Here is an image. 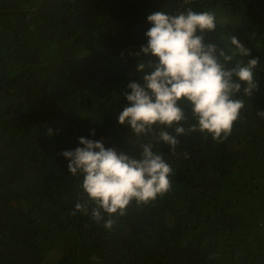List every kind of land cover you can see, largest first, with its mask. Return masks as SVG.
<instances>
[{
	"label": "trees",
	"instance_id": "1",
	"mask_svg": "<svg viewBox=\"0 0 264 264\" xmlns=\"http://www.w3.org/2000/svg\"><path fill=\"white\" fill-rule=\"evenodd\" d=\"M188 9L214 15L205 43L231 49L235 35L259 58V89L238 96L245 108L226 139L194 132L173 152L116 118L128 84L142 80L136 53L147 44V16ZM185 111L187 127L195 121ZM256 112H264V0H0V264H264ZM81 137L135 157L152 143L171 167L170 191L133 201L111 229L107 214L91 217L90 201L87 214L76 211L87 196L62 153L82 147Z\"/></svg>",
	"mask_w": 264,
	"mask_h": 264
},
{
	"label": "clouds",
	"instance_id": "2",
	"mask_svg": "<svg viewBox=\"0 0 264 264\" xmlns=\"http://www.w3.org/2000/svg\"><path fill=\"white\" fill-rule=\"evenodd\" d=\"M147 22L151 25L145 33L147 44L136 53V70L142 80L129 83L124 90L128 105L116 118L119 125L128 127L136 137L151 135L173 152L178 137L194 132L217 141L226 139L245 108L238 96L253 97L258 92L254 70L259 58L252 57L235 35L230 37L231 49L205 43V34L216 30L210 12L157 11L147 16ZM149 55L158 63L146 62L143 57ZM236 57L251 58L245 63ZM181 104L195 121L187 127L188 116ZM256 114L264 118V112ZM79 144L82 147L62 153L69 161L68 172L82 177L81 187L87 196L75 209L87 214L90 201L94 220L103 221L104 214L109 217L104 222L106 229L113 227L112 217L124 216L133 201L147 205L170 191L171 167L153 151L152 143L140 146L139 157L84 137Z\"/></svg>",
	"mask_w": 264,
	"mask_h": 264
},
{
	"label": "built area",
	"instance_id": "3",
	"mask_svg": "<svg viewBox=\"0 0 264 264\" xmlns=\"http://www.w3.org/2000/svg\"><path fill=\"white\" fill-rule=\"evenodd\" d=\"M200 0H183L184 3H193Z\"/></svg>",
	"mask_w": 264,
	"mask_h": 264
}]
</instances>
